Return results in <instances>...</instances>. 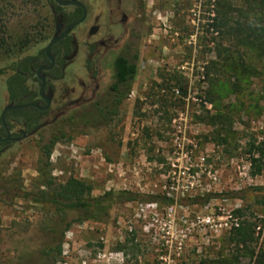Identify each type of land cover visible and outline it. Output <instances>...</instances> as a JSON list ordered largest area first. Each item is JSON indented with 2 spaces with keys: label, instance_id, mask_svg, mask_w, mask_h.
Segmentation results:
<instances>
[{
  "label": "rangeland",
  "instance_id": "1",
  "mask_svg": "<svg viewBox=\"0 0 264 264\" xmlns=\"http://www.w3.org/2000/svg\"><path fill=\"white\" fill-rule=\"evenodd\" d=\"M136 1L145 15L138 31L116 25V55H138L116 113L90 114L96 103L113 108L108 73L96 98L66 106L85 78L79 26V51L55 83L48 120H56L0 152V264H255L264 250V168L252 175L246 154L248 141L264 138V0ZM54 26L45 0H0V113L13 63L43 49ZM59 129L69 138L45 169L42 145ZM42 170L56 182L83 179L93 195L129 189L158 200L79 221L76 211L14 194L36 191ZM207 193L216 196L202 203ZM235 223L253 231L252 242L232 239Z\"/></svg>",
  "mask_w": 264,
  "mask_h": 264
},
{
  "label": "trees",
  "instance_id": "2",
  "mask_svg": "<svg viewBox=\"0 0 264 264\" xmlns=\"http://www.w3.org/2000/svg\"><path fill=\"white\" fill-rule=\"evenodd\" d=\"M52 14L53 21L59 17L64 16L62 7L53 0H45ZM71 37H66L61 40L57 45L51 48V53H56L57 66L51 72H55L58 78L61 76L62 67L66 64L64 56H62L58 49L65 47L63 55L70 54ZM138 55H134L137 58ZM123 55H118L115 58L113 67L115 69L114 82L110 85L109 95L114 97L112 99L113 108L99 107L96 103L94 110L90 112L91 115H111L116 113L121 101L127 96L130 91V84L138 73V65L133 60ZM47 60L44 49H41L35 55H27L13 63L14 72L6 78V89L8 92L9 103L23 104L27 103L28 99L38 95L37 89L29 88L25 84V74L31 75L29 66L33 68L45 63ZM3 69H0V74ZM114 93L116 96H114ZM43 106L45 104H39ZM96 111V112H94ZM50 108L47 110H40L37 107H27L23 109L11 110L5 114L6 124L10 129L14 127L12 121H16L22 126L25 132H31L38 125L44 123L43 126L51 124L56 119L48 120ZM42 126V127H43ZM4 135V129L0 123V136ZM64 138H69L66 133L59 129L57 134H53L48 138L47 142L42 145V152L44 154L45 163L43 167L49 166L50 155L54 145ZM11 142H0V152L6 147L11 145ZM247 160L252 175L259 174L264 168V138L256 141H248L246 149ZM42 179L40 180L36 191L18 192L14 193L24 199L31 200L38 203L49 204L55 211L61 214L69 211L78 212L81 217L77 220L92 219L94 221H106L110 216V211L116 206L133 201H147L158 200L152 198L150 195H145L138 191L129 189H108L104 190L98 195H93V186L91 183L74 177L69 176L64 182H56L46 170L41 171ZM260 188V187H257ZM215 194L207 193L202 203L208 202ZM156 198V197H155ZM165 204L171 205L174 202L173 197L163 196L160 199ZM264 204V199L261 201ZM233 213L238 216L241 215L240 209L235 210ZM232 239L237 243L246 244L252 242L253 231L245 226L244 223L237 224L231 231ZM61 244L59 243L56 251L61 253ZM255 264H264V250H260L255 258Z\"/></svg>",
  "mask_w": 264,
  "mask_h": 264
},
{
  "label": "flooded vegetation",
  "instance_id": "3",
  "mask_svg": "<svg viewBox=\"0 0 264 264\" xmlns=\"http://www.w3.org/2000/svg\"><path fill=\"white\" fill-rule=\"evenodd\" d=\"M77 1L83 4L84 9H85V17L79 24L71 27L69 32L66 35H64L60 40H58L56 43L51 45L50 54H52L54 57L53 66L49 69H40L38 71L39 67L47 66L50 63V60L46 56L47 60L45 63L39 65L36 68H33L32 65L29 66L30 72H31L30 76L25 74V77H26L25 84L27 85L28 80L37 83V92H38V95L33 96L30 99H28L27 103H37L38 105L42 103L45 104V101L43 98L44 96L45 97L50 96L51 103H52L53 98L56 96L55 83L63 78L66 67L68 66L70 62H72V60L74 59V57L77 55L79 51V43L77 42V37L75 35V29L79 26H83L81 33L84 37H86V39H84V43L82 44L83 45L82 47H84V52H85V60H84V65H83V68L85 71V78L83 81H81L79 95L73 101L68 102L66 106L70 107V106L77 105L83 100L85 94L87 93H89L90 95L89 97L96 98L97 93L99 92V89H100V82L103 79H105V76L107 73L109 74V79H110L108 90H110V85L115 80V77H114L115 69L113 67L115 58L118 55H123V54L116 55V40H117L116 25H119L120 29H123L122 31L123 34L126 33V35H128V31L130 34H132L133 32L138 31L137 27H141L140 26L141 23L139 19L144 18L145 16L142 5L140 3L137 4L136 0H135L136 5L134 7L135 9L134 10L132 9L131 12L128 11V4H126L125 0H90L91 3H89V0L88 1L87 0H77ZM92 5H94L95 10H97L98 12V13L97 12L94 13L93 15H91ZM59 6L62 7V12L64 13V16L59 17L58 19H56V21H54L55 23L54 31H53L52 36L49 38V40L55 34L60 35L65 30L66 26L69 23L76 21L83 14L82 7L77 4H68L65 6H62V5H59ZM100 7H101V14H102L101 20L99 16ZM66 37L72 38L70 49H69L70 54L67 56L63 55V53L65 52V47H61L58 49L59 53L62 56H64L66 64L62 67L61 76L57 78L55 76V72L54 73L51 72V70L55 66L58 65L57 60H56V53L55 54L51 53V48L57 45L61 40H63ZM46 45L43 48L44 53H45ZM123 56H126V55H123ZM38 76L45 77L43 96L39 94V86L41 84V80L39 79ZM28 87L31 88L30 86ZM32 89H35V88H32ZM107 94L108 96H110L109 91ZM114 96H116L115 93H114ZM112 99H114V97H111V100ZM28 107H33V106H28ZM49 108L51 110V104ZM56 118H57V115H55V119ZM12 123L14 124V126L16 125L20 126V124L16 121H12ZM16 133H17L16 131H14L13 129H10L11 139L6 142L17 141L27 136L30 132L26 133L24 128L22 127V129L19 130V133L21 135L16 136ZM3 136H5V131L2 137ZM37 258H39V261L42 259V257L40 256H38ZM31 259H34V258H27L25 261H23V263H20V264H28Z\"/></svg>",
  "mask_w": 264,
  "mask_h": 264
},
{
  "label": "water",
  "instance_id": "4",
  "mask_svg": "<svg viewBox=\"0 0 264 264\" xmlns=\"http://www.w3.org/2000/svg\"><path fill=\"white\" fill-rule=\"evenodd\" d=\"M54 2H56L57 4L59 5H62V6H65V5H68V4H77L79 6L82 7L83 9V14L82 16L77 19L76 21H73L71 23H69L65 30L60 34V35H57L55 34L47 43L46 47H45V54L46 56L48 57V59L50 60V63L47 65V66H41L38 68V71L40 69H49L53 66L54 64V57L52 54H50V47L52 44L56 43L58 40H60L64 35H66L69 30L71 29V27L79 24L85 17V9H84V6L82 3H80L79 1L77 0H54ZM39 79L41 80V84L39 86V94L41 96H43V88H44V85H45V77L44 76H38ZM44 98V101H45V105L44 106H39L37 103H24V104H13V103H8L7 105H5V107L2 109L1 113H0V122H1V125L5 131V136H0V141L1 142H6L8 140L11 139V136H10V129L8 127V125L6 124V121H5V114L11 110H17V109H22V108H25V107H28V106H33V107H37L38 109L40 110H47L51 104V97L48 96V97H43ZM44 125V123L38 125L35 129H33L29 134H33L35 133L39 128H41L42 126Z\"/></svg>",
  "mask_w": 264,
  "mask_h": 264
},
{
  "label": "built area",
  "instance_id": "5",
  "mask_svg": "<svg viewBox=\"0 0 264 264\" xmlns=\"http://www.w3.org/2000/svg\"><path fill=\"white\" fill-rule=\"evenodd\" d=\"M235 225H237V223H235Z\"/></svg>",
  "mask_w": 264,
  "mask_h": 264
}]
</instances>
